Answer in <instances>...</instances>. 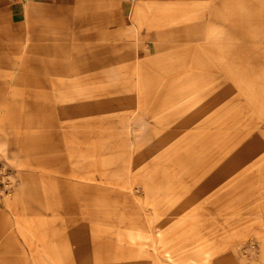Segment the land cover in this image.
Masks as SVG:
<instances>
[{
	"label": "rangeland",
	"instance_id": "rangeland-1",
	"mask_svg": "<svg viewBox=\"0 0 264 264\" xmlns=\"http://www.w3.org/2000/svg\"><path fill=\"white\" fill-rule=\"evenodd\" d=\"M236 4L0 0V264H264V0Z\"/></svg>",
	"mask_w": 264,
	"mask_h": 264
},
{
	"label": "bare ground",
	"instance_id": "bare-ground-1",
	"mask_svg": "<svg viewBox=\"0 0 264 264\" xmlns=\"http://www.w3.org/2000/svg\"><path fill=\"white\" fill-rule=\"evenodd\" d=\"M237 1H239V0H232V4L233 3H235V5L236 6H238L237 4H236V2ZM223 5H224V2L222 3ZM236 6H234V7H236ZM241 7V6H240ZM239 7V8H240ZM237 8V7H236ZM234 10L231 12L232 14H234ZM234 21V20H233ZM223 25V31H222V35L223 36H219V37H229V36H234V34L232 33V31H231V29H232V27L234 26H229V25H225V24H222ZM232 25V24H231ZM234 29H235V31H239V28H237V27H234ZM60 93H63V90H59V93H58V95H59V97H58V100H55L52 104H48V106H47V109L49 110L48 112H47V114L49 115V116H51V117H53V116H56V117H58L59 119H63L64 120V115L67 113V108H66V106L64 105V103H63V100L62 99H60L61 98V94ZM56 95H57V92H56ZM55 95V96H56ZM48 99V98H47ZM43 104H46V102H43ZM190 120V117H188L187 119H186V121H184V122H181V123H177L176 125L178 126V127H180V126H186V125H189V124H187V121H189ZM54 120H51L50 122H49V124H52L51 122H53ZM63 125H65V124H62V126ZM66 126V125H65ZM62 131H64V129H62ZM59 132H61L60 130H59ZM65 133V132H64Z\"/></svg>",
	"mask_w": 264,
	"mask_h": 264
}]
</instances>
